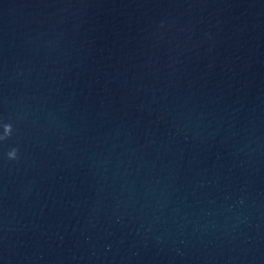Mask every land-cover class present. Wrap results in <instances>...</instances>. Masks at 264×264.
<instances>
[{
    "label": "water",
    "instance_id": "obj_1",
    "mask_svg": "<svg viewBox=\"0 0 264 264\" xmlns=\"http://www.w3.org/2000/svg\"><path fill=\"white\" fill-rule=\"evenodd\" d=\"M0 264H264V0H0Z\"/></svg>",
    "mask_w": 264,
    "mask_h": 264
},
{
    "label": "snow or ice",
    "instance_id": "obj_2",
    "mask_svg": "<svg viewBox=\"0 0 264 264\" xmlns=\"http://www.w3.org/2000/svg\"><path fill=\"white\" fill-rule=\"evenodd\" d=\"M8 124L7 123H3L2 118H0V127L6 128Z\"/></svg>",
    "mask_w": 264,
    "mask_h": 264
}]
</instances>
